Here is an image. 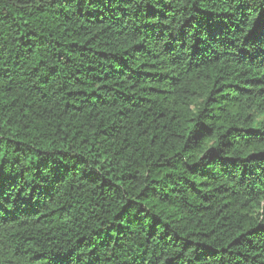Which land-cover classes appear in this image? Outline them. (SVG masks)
<instances>
[{
  "label": "trees",
  "instance_id": "obj_1",
  "mask_svg": "<svg viewBox=\"0 0 264 264\" xmlns=\"http://www.w3.org/2000/svg\"><path fill=\"white\" fill-rule=\"evenodd\" d=\"M0 264H264V0H0Z\"/></svg>",
  "mask_w": 264,
  "mask_h": 264
}]
</instances>
